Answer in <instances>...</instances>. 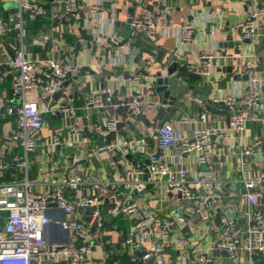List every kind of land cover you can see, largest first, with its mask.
Returning <instances> with one entry per match:
<instances>
[{"label": "built area", "instance_id": "obj_1", "mask_svg": "<svg viewBox=\"0 0 264 264\" xmlns=\"http://www.w3.org/2000/svg\"><path fill=\"white\" fill-rule=\"evenodd\" d=\"M111 1L65 0L49 8L39 0H18L12 28L22 41L25 21L50 17L52 29L61 31L57 23L76 17L83 6L95 15ZM205 1L194 0L197 4ZM170 11L169 6H162L128 16L131 35L141 39L167 37L165 21ZM262 19L264 6H256L233 28L252 50L261 36ZM6 30L0 22V34ZM193 36V24L185 23L178 33L179 48ZM92 38L102 40L110 50V66L122 63L124 50L130 45L127 40L117 32L103 30ZM47 43L52 51L67 49L62 36ZM246 54L243 57L250 59ZM213 58L211 52H203L189 70L211 84ZM5 64L14 71L11 91L17 101L7 112L14 115L16 127L3 136L1 152L19 146L22 155L0 160V264H264V141L256 138L230 149L228 157L239 155L242 159L236 162L234 173L223 177L220 173L226 153L214 148L217 138L241 134L248 122H264V77L255 68L247 69L248 90L244 94L225 96L218 91L210 98L213 104L228 108L227 120L220 128L205 124V112L196 118L182 115L157 127V149L147 153L143 147L133 149V140L120 137L119 132L122 125L133 123L145 110H158V103L136 94L115 102L110 89L102 94L89 90L82 109L108 113L99 123L90 122L89 114L84 115L81 120L87 125H82L75 120L68 83L78 68L64 56L32 59L21 48ZM154 80L147 72L126 78L131 84H153ZM116 107L125 111L123 119L111 112ZM46 115L62 120V126L50 129L49 138L41 136L49 127ZM91 134L100 135L101 142L89 146L85 136ZM38 147L47 154L50 168L61 170L42 178L43 168L39 167L42 188L34 191V181L28 177L29 157ZM167 149L171 150L168 154ZM136 152L146 153L147 167L135 159ZM188 156L206 170L188 172L184 166ZM86 161H95L105 169L93 171L84 166ZM12 170H19L21 179L5 181L4 175ZM225 185H233L234 191L230 193ZM168 195L172 204L167 202L165 208L174 209L163 215L154 199ZM118 216L130 221L125 236L117 232ZM192 224L196 225L195 232L189 230ZM181 228L188 230V238L179 235ZM207 234L212 238L213 251L225 253L226 262L215 263L216 257L201 246ZM252 255H256L255 261Z\"/></svg>", "mask_w": 264, "mask_h": 264}, {"label": "crops", "instance_id": "obj_2", "mask_svg": "<svg viewBox=\"0 0 264 264\" xmlns=\"http://www.w3.org/2000/svg\"><path fill=\"white\" fill-rule=\"evenodd\" d=\"M47 7H56L58 3L65 0H39ZM18 0H0V22L5 25L7 30L0 34V160L9 158L12 155H22L21 148L14 146L11 149L2 150L3 136L12 130H15L16 122L13 114L7 112L8 108L16 105L17 98L13 96L11 91L12 79L14 71L5 63L11 60L14 52L22 50L27 56L34 58H48L50 56L64 58L72 65L78 68V72L69 76L68 83L72 90V105L75 108V120L77 123L87 125L85 120H81L84 115L89 114V121L100 122L104 119L106 113L102 109H91L89 112L82 109L85 98L89 90H94L98 94L106 89L111 90L112 98L118 102L122 98H127L133 94L140 95L149 102L159 104L156 111L147 109L144 114L137 118L133 123L122 125L119 136L127 137L133 140V149L139 147L145 148L147 153L156 151L155 132L159 125L166 121L174 120L182 115H187L196 118L200 112H205L208 120L205 123L209 127L220 128L227 120L228 111L216 110L211 112L210 107L202 99L205 95L208 85H212V89L208 94L210 99L213 94L225 96H235L244 94L248 90V68H255L259 76L264 77V19L261 21L260 34L261 36L255 43V48L243 45L247 50L246 55H250V59L246 60L243 53L236 55L233 50L225 46L226 38L233 36L236 41H242L240 36L233 31L234 26L243 22L246 17L256 6H264V0L249 1V0H206L204 3H196L194 0H112L106 3L98 14H91L88 7L83 6L82 10L76 17H69L66 20L58 22V27L61 31L53 30L54 21L50 17L37 18L33 21H25L23 24L24 36L22 41L19 40L18 32L12 28L14 21V13L17 9ZM169 6L171 13L167 16L165 25L169 29L167 37L142 38L155 46L156 49L164 52V57L161 64L147 55H142L136 63L127 60L131 53L132 47L124 50L122 63L117 66H110L111 52L105 48L102 40L95 42L92 36L97 31L117 32L127 42H130L129 37H125L119 30H130L129 27L121 28L116 23H126L128 16L139 14L142 10H153ZM215 15V16H211ZM221 15V16H220ZM114 22V23H113ZM193 24L194 36L191 41L185 43L181 48L178 46V33L185 23ZM113 24V25H112ZM115 31V32H114ZM63 37L67 42L65 52L61 50L52 51L47 41L53 37ZM90 37V40L87 38ZM78 44V47H76ZM180 50V51H179ZM209 51L213 54L212 72L209 84L206 78L195 76L189 70V65L192 64L201 53ZM173 55L178 63V70L184 76L183 86L189 85V90L183 95L180 100L179 107L172 112H165L158 115V111L165 109L159 102L158 96L152 94V83H142V81L131 84L126 81V78L131 77L136 73H150L156 80L160 76H164L165 69L171 62L169 56ZM237 59L239 62H237ZM231 68L228 73L225 69ZM247 76V79L244 78ZM154 80V81H155ZM262 103L264 108V91L262 92ZM36 98V97H35ZM31 96V100H35ZM37 102V101H36ZM38 104V102H37ZM114 115L123 119L125 111L119 107L111 111ZM264 114V112H262ZM47 126L42 130L43 138L50 137V129L62 126V120L58 117L46 115ZM192 129V126L184 130L185 134ZM85 136V135H84ZM231 137L217 138L215 140V151L225 154L224 167L220 173L223 176L234 173L236 162L241 160V156L228 157L227 153L232 148H238L242 145L250 144L256 138H261L264 141V122L259 121L256 124L246 123L245 129L241 134L234 133ZM88 137L89 146L97 145L101 142L100 135L91 134ZM170 149L165 150V153H170ZM66 155L70 153L65 151ZM145 155H137L134 153L135 159L141 161L144 167L148 166V158ZM47 154L38 147L35 152L29 157L30 165L28 177L34 181L32 189L39 191L42 187L39 167L43 168L41 172L42 178L48 177L50 174H57L61 169L52 170L48 162ZM84 166L91 168L93 171H98V168L105 169L104 165L96 164L95 161L83 162ZM184 166L188 172L197 174L205 171V166H197L193 158L188 156L184 160ZM10 182L21 179L19 170L7 172L3 178ZM229 192L234 191L233 188H228ZM167 202L172 204V201L166 196H159L154 199L155 206L163 215L171 214L173 207L165 208ZM194 222V219H192ZM189 230L195 232V224ZM198 229V228H196ZM179 235L182 238H188L190 235L188 230L181 228ZM123 236H125L123 234ZM196 237V236H195ZM212 238L207 234L206 238L201 239V246L205 248L209 256L216 257L215 263L226 262L225 255H217L212 249ZM171 254H175L174 251Z\"/></svg>", "mask_w": 264, "mask_h": 264}, {"label": "water", "instance_id": "obj_3", "mask_svg": "<svg viewBox=\"0 0 264 264\" xmlns=\"http://www.w3.org/2000/svg\"><path fill=\"white\" fill-rule=\"evenodd\" d=\"M116 25L120 26L121 28H123L124 26L129 27L128 21H126V23H116ZM119 31L125 37L131 36V30L126 31L123 29ZM87 38L90 40V37ZM129 43L132 47V50L129 56L127 57V60H131L137 63L142 57V55H147L148 57H151L156 60L158 64H161L162 59L164 57V52L156 49L154 45L143 41L138 35H132ZM240 44H245L247 46L248 41H236L233 39V36H228L226 38V42L224 43L225 46H228V48L233 50L234 54H246L247 50L244 49L243 45ZM76 47H78V44ZM169 58L171 59V62L166 67L164 76H160L159 78H157L151 86L152 94L158 96L160 104L166 107L165 109L160 108V110L158 111V115L176 110L175 107H179L180 100L183 98V95L189 90L188 84L187 86L182 85L184 82V76L181 74V70H178V63L175 60L176 58L173 55L169 56ZM237 62H239L238 59ZM225 70L229 73L231 71V68H226ZM244 78L247 79V76H244ZM211 89L212 85H208L205 95L201 96L202 99L206 102V104L210 107L211 112H214L216 110L228 111V108L226 106L216 105L211 102V100L208 98V94ZM224 187L225 189L233 188V185H225ZM106 219L110 220V217H106ZM239 222H241V220ZM106 239L108 238L105 237L104 240ZM223 255L226 256L225 253H223ZM251 259L255 261L257 259L256 255H252ZM254 263L262 264V261H256Z\"/></svg>", "mask_w": 264, "mask_h": 264}, {"label": "rangeland", "instance_id": "obj_4", "mask_svg": "<svg viewBox=\"0 0 264 264\" xmlns=\"http://www.w3.org/2000/svg\"><path fill=\"white\" fill-rule=\"evenodd\" d=\"M116 224L118 227V233L123 232L124 235L127 234L129 225H130V221L128 219H123L121 216H118L116 218Z\"/></svg>", "mask_w": 264, "mask_h": 264}]
</instances>
